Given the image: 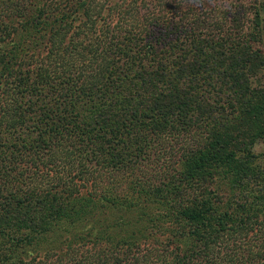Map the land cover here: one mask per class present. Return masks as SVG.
<instances>
[{
  "label": "trees",
  "instance_id": "1",
  "mask_svg": "<svg viewBox=\"0 0 264 264\" xmlns=\"http://www.w3.org/2000/svg\"><path fill=\"white\" fill-rule=\"evenodd\" d=\"M263 11L0 0V264H264Z\"/></svg>",
  "mask_w": 264,
  "mask_h": 264
},
{
  "label": "rangeland",
  "instance_id": "2",
  "mask_svg": "<svg viewBox=\"0 0 264 264\" xmlns=\"http://www.w3.org/2000/svg\"><path fill=\"white\" fill-rule=\"evenodd\" d=\"M261 1L264 2V0H261ZM263 17H264V11H263ZM261 78H262V80H259V81H261V83L264 85V73L261 74ZM255 152L256 153H263V155H264V141L260 142L257 145Z\"/></svg>",
  "mask_w": 264,
  "mask_h": 264
}]
</instances>
